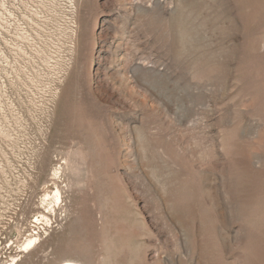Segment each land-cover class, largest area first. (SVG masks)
<instances>
[{"label": "rangeland", "instance_id": "374dc122", "mask_svg": "<svg viewBox=\"0 0 264 264\" xmlns=\"http://www.w3.org/2000/svg\"><path fill=\"white\" fill-rule=\"evenodd\" d=\"M30 1L0 18V264H259L264 4Z\"/></svg>", "mask_w": 264, "mask_h": 264}, {"label": "bare ground", "instance_id": "6f19581e", "mask_svg": "<svg viewBox=\"0 0 264 264\" xmlns=\"http://www.w3.org/2000/svg\"><path fill=\"white\" fill-rule=\"evenodd\" d=\"M258 1V0H257ZM263 3L264 4V0H259V4L260 3ZM248 4V3H247ZM231 5V4H230ZM228 6V5H227ZM263 5H261L262 7ZM257 7V6H255ZM264 7V6H263ZM262 7V8H263ZM231 8V7H230ZM261 8V9H262ZM260 9V8H259ZM231 10V9H230ZM258 10V9H257ZM264 11V10H263ZM229 13V12H228ZM260 14V13H259ZM262 14V13H261ZM245 16V15H244ZM251 17V16H250ZM250 17H248L250 19ZM247 18V19H248ZM258 18V17H257ZM264 18V17H263ZM255 20V16L253 18ZM262 19V18H261ZM253 20V21H254ZM264 20V19H262ZM256 21V20H255ZM260 21V20H259ZM262 22V21H261ZM255 24V23H254ZM258 24V23H256ZM259 25V24H258ZM256 26V25H255ZM254 26V27H255ZM257 29H264V23L261 25V26H256V30ZM185 30V29H184ZM257 30V31H259ZM183 31V29H182ZM180 33V32H179ZM261 34V33H260ZM253 35V34H252ZM256 35V34H255ZM260 36V35H259ZM262 36V35H261ZM264 36V35H263ZM248 41V39H247ZM250 41V39H249ZM261 42V41H260ZM264 43V42H263ZM260 45V43H258L257 41V38L253 37L251 38V41L249 42V49H252V50H256V48H258V46ZM260 47H262V45H260ZM248 48V47H247ZM247 50V49H246ZM248 51V50H247ZM252 58V57H251ZM256 59V58H255ZM257 61V60H256ZM259 61V60H258ZM251 63V62H250ZM252 64V63H251ZM246 169V168H245ZM56 173V172H55ZM246 175V173H245ZM249 175V174H247ZM262 175V179L260 180V176ZM246 177V176H245ZM255 178V181L253 180L252 181V185H249L250 186V189L247 190V188H249L248 184L245 185L244 182H241L239 181L238 183V188L242 191L246 190L247 192L249 191L248 194H250L253 198L252 199V203H253V209L255 210L256 213H258V216L261 218L260 222H264V173L262 172H258L257 174H255V176L253 177V179ZM238 191V190H237ZM245 192V191H244ZM49 197V194H45L44 195V200L47 199ZM53 197L54 199L57 201L59 199V191L56 189L55 192L53 193ZM35 241V237L33 238H29L26 240L25 242V245L24 247L27 248L28 246H30L32 243H34ZM257 250V249H256ZM258 258H259V261L260 263L259 264H264V245L260 248V250L258 249V252L255 253ZM60 264H82L81 262L79 261H75V260H65L63 261V263H60Z\"/></svg>", "mask_w": 264, "mask_h": 264}, {"label": "built area", "instance_id": "2783aa9c", "mask_svg": "<svg viewBox=\"0 0 264 264\" xmlns=\"http://www.w3.org/2000/svg\"><path fill=\"white\" fill-rule=\"evenodd\" d=\"M28 3V10H32V3L30 0H26ZM25 6L24 0H0V18L3 20H8V26L6 29L11 25V22L17 21V15L15 13V8L19 9L20 7ZM31 6V7H30ZM17 12V11H16ZM21 14H24L25 11H20ZM27 12V10H26ZM5 29V30H6ZM1 34V32H0Z\"/></svg>", "mask_w": 264, "mask_h": 264}]
</instances>
